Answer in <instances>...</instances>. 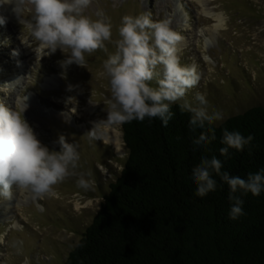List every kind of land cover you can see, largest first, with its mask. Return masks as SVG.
I'll return each instance as SVG.
<instances>
[{"label":"rangeland","instance_id":"1","mask_svg":"<svg viewBox=\"0 0 264 264\" xmlns=\"http://www.w3.org/2000/svg\"><path fill=\"white\" fill-rule=\"evenodd\" d=\"M13 7L14 2L7 5V10L0 5V15L8 18L6 25H0V103L24 115L38 139L50 150H59L62 134L68 142L78 144V171L91 173L92 187L80 188L77 177H69L54 186L55 196L37 200L26 191L14 189L11 202L19 205L14 204L13 218L3 221L0 206V264H23L25 259L29 264H64L124 167L128 151L121 125L112 128L122 142V155L104 139L90 141L87 135L92 122L107 115L105 101L111 92L103 64L115 51L124 15L149 13L153 21L170 19L171 27L189 40L182 48L180 62L195 64L201 79L184 99L196 106V93L204 94L209 112L220 111L224 116L213 124L253 106H264V0L212 1L209 7L225 17V27L216 33V41L204 29L214 20L202 12L197 0H91L85 15L93 20L109 17L112 42H106L107 52L97 50L86 55L85 67L73 64L64 75L58 63L65 58L64 53L57 50L50 57L41 58L34 51L38 44L28 27L33 16L29 0L20 6L18 17ZM174 18L194 31L187 26H175ZM207 38L208 51L203 45ZM205 54L213 61H206ZM151 84L157 86L155 80ZM69 85L74 86L72 91L67 90ZM68 97L72 99L66 103ZM90 99L98 103L93 109ZM100 127L104 131L107 128L103 123ZM3 200L0 198V202ZM77 202L81 207L76 206ZM17 240L23 241L21 254L12 246Z\"/></svg>","mask_w":264,"mask_h":264},{"label":"clouds","instance_id":"2","mask_svg":"<svg viewBox=\"0 0 264 264\" xmlns=\"http://www.w3.org/2000/svg\"><path fill=\"white\" fill-rule=\"evenodd\" d=\"M13 2L12 11L18 17L24 0H0V5ZM29 2L33 6V16L28 27L31 38L38 44L34 51L41 54V58L50 57L57 50L64 53L65 58L58 61L64 70L62 75L73 64L85 67L86 55L97 50L107 52L106 42H112V23L107 16L93 20L85 15L91 0ZM7 22L8 18L0 15V25ZM118 32L115 51L103 64L111 92V97L105 101L107 115L101 121L92 122L93 126L87 132L89 140L103 139L105 131L100 127L101 123L111 128L133 120L159 118L167 126L173 116L170 106L181 100L184 101L181 110L192 113L190 125L193 130L208 126L194 144L205 145L215 140V130L211 126L222 121L224 116L220 111L209 112V101L202 93L195 95L196 106L184 99L187 92L197 86L201 74L195 64H181L183 37L171 27V20L153 21L149 13L124 15ZM153 80L156 87L151 84ZM73 88L69 85L67 90ZM71 99L68 97L66 103ZM89 102L98 104L91 99ZM252 139L251 135L245 138L238 131L225 129L221 143L226 146L219 149L220 154L229 158V148L243 150ZM58 144L59 150H50L38 139L24 115L0 103V198L12 200L14 189L30 193L33 200L55 196L54 186L69 177H77L78 187L90 189L91 173L78 171V144L68 142L63 134L59 136ZM222 168L223 163L216 156L202 157L200 164L192 169V180L197 185L196 195L204 197L217 189L213 173L220 176L229 186V200L233 202L229 217L235 220L245 215L244 200L235 194L260 195L264 191V168L249 173L247 179L230 175ZM12 246L17 249V254L22 253V240L14 241ZM23 264H29L28 259Z\"/></svg>","mask_w":264,"mask_h":264},{"label":"trees","instance_id":"3","mask_svg":"<svg viewBox=\"0 0 264 264\" xmlns=\"http://www.w3.org/2000/svg\"><path fill=\"white\" fill-rule=\"evenodd\" d=\"M159 118L121 125L128 155L97 214L64 264H264V191L241 195L245 215L229 217V186L213 173L217 189L196 195L192 169L216 156L222 171L247 179L264 168V106L256 105L211 127L215 140L196 145L192 113L170 106ZM253 139L243 150L220 154L224 130Z\"/></svg>","mask_w":264,"mask_h":264},{"label":"bare ground","instance_id":"4","mask_svg":"<svg viewBox=\"0 0 264 264\" xmlns=\"http://www.w3.org/2000/svg\"><path fill=\"white\" fill-rule=\"evenodd\" d=\"M199 5L201 6L202 8V12L207 14L208 17H210L212 20H214L213 24L210 26V27H207V28H204L205 30H207L209 32V38H212L214 39V41H216V33L223 29L225 27V17L222 13L220 12H217L215 10H212L209 5H211L212 1L214 0H197ZM7 5H9V3H5V4H2L1 6L7 10ZM186 15V13H185ZM173 20H176L174 21V25L177 26V24H179V22H177V18H174ZM179 21V20H178ZM184 23V22H183ZM179 24L178 26L179 27H182V26H187L188 28L190 27V25L188 24ZM190 31H194L191 27H190ZM193 35V34H192ZM208 35V34H207ZM196 36V34H195ZM190 39V38H189ZM188 39H185L183 38L181 44H180V47L183 48L187 43H188ZM205 46L204 50L208 51L207 47L208 45H210V41L209 39L207 38L206 42L203 44ZM205 60L208 61V62H212V58L209 54H205ZM50 79V78H49ZM47 87V85H46ZM48 88H50V86L48 85ZM95 103V102H93ZM91 107L90 108H95L96 107V104H92L90 103ZM103 139L106 143L110 144L114 150L116 151V153L118 155H122V153L124 152V148H123V145H122V142L120 140V137H119V134L117 133L116 130H114L112 127L111 128H106L105 129V134L103 136ZM14 204H16L17 206L19 205L18 202L17 203H12L11 200H3L0 202V206L2 207L3 211H2V220L3 221H8L10 220L11 218H13V216L15 215V209H14ZM81 203L77 202L76 206L78 207H81L80 206ZM14 226L16 227H19V224L18 223H15Z\"/></svg>","mask_w":264,"mask_h":264}]
</instances>
